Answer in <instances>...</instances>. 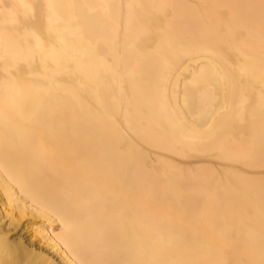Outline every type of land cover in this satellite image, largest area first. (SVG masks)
Returning <instances> with one entry per match:
<instances>
[{"label": "bare ground", "instance_id": "1", "mask_svg": "<svg viewBox=\"0 0 264 264\" xmlns=\"http://www.w3.org/2000/svg\"><path fill=\"white\" fill-rule=\"evenodd\" d=\"M0 264H264V0H0Z\"/></svg>", "mask_w": 264, "mask_h": 264}]
</instances>
